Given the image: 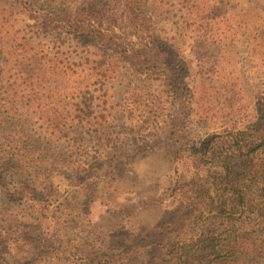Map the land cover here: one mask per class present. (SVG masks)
<instances>
[{
  "label": "rangeland",
  "instance_id": "rangeland-1",
  "mask_svg": "<svg viewBox=\"0 0 264 264\" xmlns=\"http://www.w3.org/2000/svg\"><path fill=\"white\" fill-rule=\"evenodd\" d=\"M31 3L0 0V61L16 47L17 75L0 69V264H155L195 213L191 148L257 119L264 0ZM61 12L133 41L138 15L159 47L139 60L42 28ZM19 83L39 93L30 108Z\"/></svg>",
  "mask_w": 264,
  "mask_h": 264
},
{
  "label": "trees",
  "instance_id": "trees-1",
  "mask_svg": "<svg viewBox=\"0 0 264 264\" xmlns=\"http://www.w3.org/2000/svg\"><path fill=\"white\" fill-rule=\"evenodd\" d=\"M40 1L31 0L35 13L44 9L38 4ZM133 6H137L136 1ZM48 16L42 28L62 22L66 28L82 32L83 36L100 38L102 47L126 55L141 54L139 60L145 59L146 50L154 51L159 47L151 27L142 23L138 15L135 28L145 37L130 33L136 41L116 35L113 30H104L103 34L102 29H95L92 21L77 20L74 13L61 12L60 21L56 16ZM15 53L16 47L13 52L3 50L1 55L5 58L0 61L2 73H13L6 77L12 83L17 79L16 67L12 66ZM29 86L19 83L16 87L22 91L30 108L39 93H31ZM191 153L197 156L194 162L199 164L202 173L184 186L195 213L188 219L190 223L181 225L168 241L166 252L155 264L260 263L264 255L257 252V240L264 236V94L258 99L255 122L242 129L213 134L194 145Z\"/></svg>",
  "mask_w": 264,
  "mask_h": 264
}]
</instances>
